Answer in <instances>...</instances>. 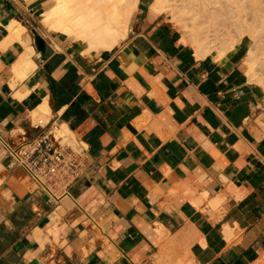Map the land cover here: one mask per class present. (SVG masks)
I'll return each instance as SVG.
<instances>
[{
	"label": "crops",
	"instance_id": "1",
	"mask_svg": "<svg viewBox=\"0 0 264 264\" xmlns=\"http://www.w3.org/2000/svg\"><path fill=\"white\" fill-rule=\"evenodd\" d=\"M152 2L97 52L41 25L51 0H0V264H263L264 91L243 45L199 59ZM53 126L85 149L58 200L2 146Z\"/></svg>",
	"mask_w": 264,
	"mask_h": 264
},
{
	"label": "bare ground",
	"instance_id": "2",
	"mask_svg": "<svg viewBox=\"0 0 264 264\" xmlns=\"http://www.w3.org/2000/svg\"><path fill=\"white\" fill-rule=\"evenodd\" d=\"M51 2L50 9L40 16L41 25L48 31L84 43L87 51L97 52L109 51L127 37L131 17L138 4V0H51ZM150 12L154 17L166 16L172 19V22L176 20L179 26L181 23V29L179 28L182 34L181 41L191 46L199 59L211 54L218 59L232 50L235 42L243 45L246 49L245 74L253 81L259 78L260 72L258 83L264 91V0H153ZM222 19L227 26V21L235 23L231 25L235 27V36L230 35L229 28L228 31L225 30V25L224 33L227 36L221 34L223 27L221 26V29L217 25ZM12 24L16 27L12 33L19 38L24 28L16 22ZM231 36L232 38H228ZM33 53V48L26 49L19 68L34 67L29 59ZM255 73L259 74H256V78ZM19 75L23 77L25 74L21 71ZM40 110L42 115L33 114V121H37L36 125L46 124L40 120L41 116H44L42 106ZM54 135L59 139L68 135L71 136L70 139L73 137V133L65 126L56 127ZM261 261L264 264V257Z\"/></svg>",
	"mask_w": 264,
	"mask_h": 264
},
{
	"label": "built area",
	"instance_id": "3",
	"mask_svg": "<svg viewBox=\"0 0 264 264\" xmlns=\"http://www.w3.org/2000/svg\"><path fill=\"white\" fill-rule=\"evenodd\" d=\"M38 126L44 127L45 124ZM56 127L31 141L25 134L16 135L12 140L3 141L2 146L8 157L23 167L42 190L58 200L62 195L53 193L55 185L67 188L80 177L85 149L69 143L67 136L57 138L54 135Z\"/></svg>",
	"mask_w": 264,
	"mask_h": 264
},
{
	"label": "rangeland",
	"instance_id": "4",
	"mask_svg": "<svg viewBox=\"0 0 264 264\" xmlns=\"http://www.w3.org/2000/svg\"><path fill=\"white\" fill-rule=\"evenodd\" d=\"M167 19H169L170 23H171L172 25L174 24V26H175L178 30L181 29V27H180V26L182 25L181 23H180V26H179V22H177L175 19H173V20H175V21H173V22H172V19L170 20V18H168V17H167ZM222 21L224 22V19H222V20L219 21L220 23L217 25V27L219 26V27L221 28V26L223 27V26L225 25L224 27H225L226 29L223 27V31L220 30V33H221V31H222L221 34H223V35L226 34V33H224V31L227 30V29L229 28L228 30H229V32H230V35H233V34H234V36H235V33H234V32H235V31H234V30H235V27H234V25L231 26L234 22L232 23V22L230 21V22H231V24H230V22L227 21V22H228V26H227V23H223ZM232 21H233V20H232ZM174 22H175V23H174ZM221 22H222L223 24H222ZM221 24H222V25H221ZM229 24H230V26H229ZM234 24H235V23H234ZM230 27H231V28H230ZM179 28H180V29H179ZM220 28H218V29H220ZM221 29H222V28H221ZM224 29H225V30H224ZM228 30H227V31H228ZM232 30H233V31H232ZM227 31H226V32H227ZM226 36H227V34H226ZM234 36H233V37H234ZM224 37H225V35H224ZM222 38H223V36H222ZM228 38H232V36H231V37H228ZM223 39H226V38H223ZM236 44H237V43L235 42V45H236ZM235 49H236V51H238V52L242 55V64L244 65L245 72H246V67H245V64H244V58H245L244 56H245V55L243 54V52H241V51L239 50V48H238L237 46L235 47ZM256 74H257V75H259V74L261 75L260 72H259V74H258V73H255V78H256ZM245 75H246V74H245ZM260 75H259V78H260ZM246 77H247V76H246ZM247 78H248V77H247ZM259 78H258V79H254L253 81H251V80H249V79H248V80H249L250 82H253V83L257 84ZM254 81H255V82H254ZM258 84H259V86H261L260 83H258ZM258 84H257V85H258ZM40 120H42L44 123L46 122V120H45L44 117L40 118ZM36 123H37V121H36ZM36 123L34 122V124H36ZM69 137H71V136L68 135L67 138H69ZM68 140H69V141L72 140V141L69 142V143H72V142L74 143L73 137H72L71 139L69 138Z\"/></svg>",
	"mask_w": 264,
	"mask_h": 264
},
{
	"label": "water",
	"instance_id": "5",
	"mask_svg": "<svg viewBox=\"0 0 264 264\" xmlns=\"http://www.w3.org/2000/svg\"><path fill=\"white\" fill-rule=\"evenodd\" d=\"M31 35L33 37V43H34L37 53L40 55V57H44V54H45L44 40L36 33L35 30L31 31Z\"/></svg>",
	"mask_w": 264,
	"mask_h": 264
}]
</instances>
